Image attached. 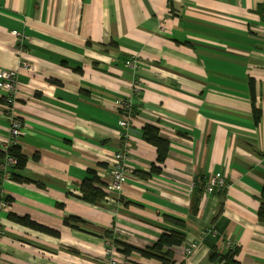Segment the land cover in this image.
Instances as JSON below:
<instances>
[{
  "label": "crops",
  "instance_id": "0c3cea01",
  "mask_svg": "<svg viewBox=\"0 0 264 264\" xmlns=\"http://www.w3.org/2000/svg\"><path fill=\"white\" fill-rule=\"evenodd\" d=\"M263 15L264 0H0V71L18 70L14 91L0 88V158L13 113L28 157L21 179L13 165L1 167L8 156L0 163V198L10 201L0 210V264H110L112 237L152 246L175 228L168 217L187 225L177 263L225 264L209 260L212 237L183 257L213 226L236 242L240 264H264ZM147 125L169 142L163 163L143 137ZM122 148L130 174L121 199L110 194L104 207L82 200L89 169L107 193L109 162ZM211 174L229 186L204 195L200 177ZM69 215L83 221L67 225ZM128 258L161 264L137 251Z\"/></svg>",
  "mask_w": 264,
  "mask_h": 264
},
{
  "label": "trees",
  "instance_id": "16d2710c",
  "mask_svg": "<svg viewBox=\"0 0 264 264\" xmlns=\"http://www.w3.org/2000/svg\"><path fill=\"white\" fill-rule=\"evenodd\" d=\"M251 90H252V99L254 103L255 88L253 83L251 84ZM254 113L256 114V117H258V109L256 107H254ZM143 137L148 142L154 144L157 147L158 150L157 160L159 163H163L168 154L169 142L159 135L158 129L154 125H147L144 127ZM6 156H11L16 159V163L12 166L13 170L10 171V174L11 176H13L14 179L15 178L21 179L22 176L18 168L22 169L23 167L26 166L28 162V157L23 154L22 149L18 144L11 145L7 149V151H4L2 153L0 158V163L4 161L3 158H5ZM0 173H1V169H0ZM24 180H27V178L24 177ZM205 180H206L205 177L202 178L200 177L201 185ZM101 184H103V182L97 175V171L95 169H89L88 175L83 179L81 184V194H80L81 199L88 203L104 207L106 205L107 199L109 200V198H108V194L100 187ZM1 199L3 198H0V200ZM120 199L121 197L118 198L117 200ZM4 200H6L8 204L10 203L9 197L5 196ZM259 200H260V205L258 208V220L260 223L264 224V184ZM198 208H199V198H197L193 203V211L197 212ZM221 208L222 205H220V209ZM9 218L19 220L21 221V223L29 224L34 228L48 231L54 236L60 235V232L58 230L51 228L49 229L46 226L31 221L29 218L16 216L13 213L9 214ZM166 219H168L175 226V228L172 229L165 228V230L162 232V234L158 237V239L155 241V243L152 246H148L146 248H139L121 239L115 237L111 238L112 243L115 245L119 253H121L125 257V258L123 257L124 258L123 264H143L141 262L128 258L135 251L139 252L144 257L158 259L160 260L161 264H184V262L177 263V261L175 260L174 248L184 243L187 234V225L182 220H178L170 217ZM82 221H83L82 219L73 215H69L64 219V223L67 225L71 224L72 222H82ZM105 234H109V232L106 231ZM213 240H214L213 242L212 241L209 242V246L211 250L209 254L210 261L224 262L225 264H240L239 261H237L236 259V256L240 252V249L238 247L234 249L226 250L225 252H220L218 246L216 245V239Z\"/></svg>",
  "mask_w": 264,
  "mask_h": 264
},
{
  "label": "built area",
  "instance_id": "2783aa9c",
  "mask_svg": "<svg viewBox=\"0 0 264 264\" xmlns=\"http://www.w3.org/2000/svg\"><path fill=\"white\" fill-rule=\"evenodd\" d=\"M264 16V15H263ZM14 34H18L16 31H13ZM262 34L264 35V27L261 29ZM24 51L22 50L21 53ZM128 65L135 66L137 64V61L134 59H128L126 61ZM22 66L30 68L31 64L27 61L26 58L22 60ZM18 82V70L16 69H6L0 71V88L6 93L13 92L14 89L17 86ZM141 91L140 83L135 82L134 84V94H138ZM7 101L9 104H11L12 97L6 96ZM124 104V103H123ZM126 108L127 105L124 104ZM13 116L11 117V137L3 143V151H7L10 145L17 143V138L22 134V122L18 118V116L13 113ZM120 124L122 126H127L128 122L126 120H120ZM16 163V159L14 157L8 156L5 159V162L1 164V167H8L12 166ZM112 178L110 182L107 184V193L108 198L111 200L113 197H110V194L113 195V193L116 192L117 196L113 198V201H116V197L120 198V193L123 190L124 183L126 181V178L130 174V170L127 168V154L126 149H121L117 152H115L112 155V158L109 162ZM108 166V165H107ZM197 181L192 182L190 185V189H193L196 185ZM228 182L224 175L219 174H211L202 184L203 193L204 195L207 194H214L218 191H223L228 187ZM114 196V195H113ZM111 198V199H110ZM8 202L4 199L0 200V209H5L8 207ZM215 238L217 241H219L223 245L222 250H230L236 248V242H234L232 239L225 237L220 231L213 227L208 226L202 229L199 233L198 239H194L193 241H190L188 245H186L183 249V257L188 258L192 256L199 248L201 243L206 240L207 238ZM108 248L106 249V253L108 254L109 262L110 264H118V257L120 253H118V250L114 246L111 240L108 241Z\"/></svg>",
  "mask_w": 264,
  "mask_h": 264
},
{
  "label": "rangeland",
  "instance_id": "374dc122",
  "mask_svg": "<svg viewBox=\"0 0 264 264\" xmlns=\"http://www.w3.org/2000/svg\"><path fill=\"white\" fill-rule=\"evenodd\" d=\"M125 64H126L127 66H129L127 62H125ZM121 262H123V261H121Z\"/></svg>",
  "mask_w": 264,
  "mask_h": 264
},
{
  "label": "clouds",
  "instance_id": "9594fccd",
  "mask_svg": "<svg viewBox=\"0 0 264 264\" xmlns=\"http://www.w3.org/2000/svg\"><path fill=\"white\" fill-rule=\"evenodd\" d=\"M107 246H108V242H107ZM115 246V245H114ZM108 248V247H107Z\"/></svg>",
  "mask_w": 264,
  "mask_h": 264
}]
</instances>
